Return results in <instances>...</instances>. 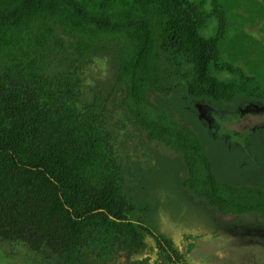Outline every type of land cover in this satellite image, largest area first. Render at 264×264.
<instances>
[{
    "label": "trees",
    "instance_id": "1",
    "mask_svg": "<svg viewBox=\"0 0 264 264\" xmlns=\"http://www.w3.org/2000/svg\"><path fill=\"white\" fill-rule=\"evenodd\" d=\"M226 12L220 0H0V242L45 245L60 264H183L194 236L158 232L146 198L128 194L110 104L180 156L159 158L154 185L178 166L212 216L264 219V169L238 167L255 168L256 151L264 162V129L229 128L264 101V51L243 68L225 60ZM252 26L262 41L264 23ZM95 57L106 91L85 83Z\"/></svg>",
    "mask_w": 264,
    "mask_h": 264
},
{
    "label": "rangeland",
    "instance_id": "2",
    "mask_svg": "<svg viewBox=\"0 0 264 264\" xmlns=\"http://www.w3.org/2000/svg\"><path fill=\"white\" fill-rule=\"evenodd\" d=\"M220 3L226 7V15L229 22L234 25L230 27L228 34V39L223 46V56L225 60L234 64L235 66L240 65L244 67V63L248 61V50L251 54L264 51V39L261 38L262 35L259 29H253L252 25H261L264 23V0H220ZM210 5L207 3V9L209 10ZM216 20L211 18L208 20V26L202 31L205 37H212L216 32ZM97 58V57H95ZM97 58L87 66V80L86 84L88 86L100 85L98 82H105L106 88L104 91L111 87V70L107 64L106 58ZM248 72L249 69H246ZM245 70V71H246ZM221 78H225V74L220 75ZM100 88V87H99ZM94 92L93 89H89ZM88 90V91H89ZM156 99H150L151 103H155ZM256 104L257 108L251 109L250 112L242 115L243 117L237 121L234 126H230L234 130V134L238 136L242 132L249 130H262L264 129V101L262 104ZM156 104V103H155ZM113 109V122L114 124H119L114 128L113 131V146L116 155L122 160V171L123 179L127 188L133 190L128 192L130 196L139 197L143 196L146 198V203H142L149 208L148 212H142L137 210L136 212L143 213L147 219L152 223L158 232L167 235L177 236L182 233L184 240L187 239L185 232L182 228L183 223L194 222L201 226V236H205V240L201 239L196 243L199 248L194 251L202 254L203 252H213L216 250L219 242L213 243V240L208 235L214 231L211 224H219L220 227L226 228V232L235 231L236 233L245 232L247 230H252L255 228L254 225L258 224L260 219L256 215L245 214V215H230L228 219H218L219 217L212 216L210 208L206 205L205 200H196L192 192L183 186V182L186 178V173L183 169L178 168V166H172L169 168L170 176L165 177V184L168 186L163 187L159 185H154V179L157 176V172L152 169L153 167H161L162 161L159 158L165 160V162L172 163L177 162L180 156L176 155L172 150H168L163 144L156 141H149L144 131L140 130L134 123L125 118L122 109ZM205 116V114H202ZM233 125V123H230ZM227 128V130L229 129ZM224 127H221L220 133L224 132ZM253 131V132H254ZM263 131V130H262ZM227 139H225L226 141ZM256 151V150H255ZM253 152V150H252ZM258 160L255 162V168L250 167V163L245 157L241 156L239 168L246 167L243 171L244 174L250 173L249 170L253 169L259 171V169H264V162L260 152ZM249 154H252L251 151ZM262 159V160H261ZM221 170V169H220ZM161 172V171H160ZM181 172V174H180ZM125 173V174H124ZM251 174V173H250ZM173 176V178H172ZM178 176V178H177ZM234 176V175H233ZM229 180L231 184L235 182L234 177ZM175 177L180 183H175ZM153 178V180H152ZM251 183V182H250ZM249 183V184H250ZM177 186V188H175ZM165 188V189H164ZM172 189V190H171ZM177 190V191H173ZM127 190H125L126 192ZM169 191V193H167ZM152 196L154 200L152 201ZM193 199V200H192ZM184 200V201H183ZM185 201H191V205H196L197 214L187 208L190 203L185 204ZM152 203L154 205H152ZM139 209V208H138ZM256 217V218H254ZM260 219V220H259ZM264 223V221H263ZM190 229V228H189ZM263 230L261 227L259 228ZM258 229L256 228L255 231ZM192 231V230H191ZM216 231V229H215ZM220 231V230H217ZM164 232V233H163ZM175 234V235H174ZM179 241L181 237H177ZM212 241H209V240ZM246 240L242 241L245 242ZM188 243H190L188 241ZM237 244H233L236 246ZM203 246V247H201ZM201 247V248H200ZM234 264H264V246L259 244L255 245H243L240 248L236 247V250L232 252ZM200 261V259L198 258ZM0 264H60L57 257L51 255L50 250L43 245L36 249H31L26 244L22 243H8L0 242Z\"/></svg>",
    "mask_w": 264,
    "mask_h": 264
},
{
    "label": "flooded vegetation",
    "instance_id": "3",
    "mask_svg": "<svg viewBox=\"0 0 264 264\" xmlns=\"http://www.w3.org/2000/svg\"><path fill=\"white\" fill-rule=\"evenodd\" d=\"M256 218V217H255ZM263 219V218H260ZM259 219V220H260ZM264 219L261 221H258L257 225H254L255 228L250 230H247V233L245 232H240L236 233L235 231H227L226 228H222L219 226V224H211V226L214 228V231L210 233L208 236L211 237L213 240V243L216 241L219 242L217 245V248L213 252H203L202 254L198 253V251H194L195 249L197 250L199 247L196 246V243L200 241L201 239L205 240V236L202 237L200 232L201 230L199 229L196 231H191L187 226L182 225V228L187 230L185 232L186 234L191 233L194 237L193 239H189L188 245L181 251V253L184 256L183 264H234L232 256L234 258V255H232V252L236 250V247L240 248L243 245H255L259 244L261 246H264ZM204 225L203 223L201 226ZM262 228L263 230L261 231L259 228ZM258 229L255 231V229ZM216 229V231H215ZM220 230V231H217ZM164 233V232H163ZM209 241H212V240ZM246 240L245 242H242ZM215 241V242H214ZM206 242V240H205ZM233 244H237L236 246H233ZM191 247V249L187 252L188 247ZM203 247V246H201ZM200 247V248H201ZM189 258V261H188ZM200 259V261L198 260ZM165 261V260H164ZM162 261H158L157 264H161Z\"/></svg>",
    "mask_w": 264,
    "mask_h": 264
}]
</instances>
